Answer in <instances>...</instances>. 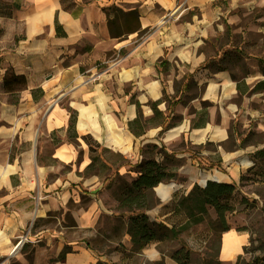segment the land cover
I'll return each mask as SVG.
<instances>
[{
	"label": "crops",
	"instance_id": "crops-1",
	"mask_svg": "<svg viewBox=\"0 0 264 264\" xmlns=\"http://www.w3.org/2000/svg\"><path fill=\"white\" fill-rule=\"evenodd\" d=\"M112 3L136 8L147 33L140 39L137 31L112 38L102 10ZM9 4L12 14L0 19L7 21L8 36H16V42L0 52V81L11 67L26 77L27 88L15 101L0 92V264L12 256L22 264L127 262L134 252L127 215L106 208L101 179L86 174L90 144L138 161L142 147L164 145L184 158L175 171L186 176L187 189L196 182L197 160L216 161L225 176L218 181L226 183H238L261 163L264 14L258 11H264V0ZM138 106L146 119L154 109L162 111L168 127L151 123L135 136L128 122ZM182 141L192 150L178 146ZM155 157L162 159L161 153ZM171 183L170 195L178 187ZM160 184L153 188L157 193ZM82 195L89 200L73 210L72 236L33 228L35 221L47 219L70 199L77 203ZM249 238L246 231H224L220 262L241 257ZM105 242L109 249L97 248ZM64 245L70 250L59 259ZM24 246L30 247V261ZM154 250L146 245L138 255L155 257Z\"/></svg>",
	"mask_w": 264,
	"mask_h": 264
},
{
	"label": "rangeland",
	"instance_id": "rangeland-1",
	"mask_svg": "<svg viewBox=\"0 0 264 264\" xmlns=\"http://www.w3.org/2000/svg\"><path fill=\"white\" fill-rule=\"evenodd\" d=\"M9 2L10 0H0V17L12 14V8L14 7ZM258 13L264 14V11H258ZM8 27L10 26L7 21L2 24L0 19V52L3 48L12 47L16 42V36L13 38L8 36ZM178 146H183L186 150H192V148H188L190 145L183 141ZM92 155L97 157L95 164L85 172L86 174H98L101 179V199L106 208L115 211L117 210L116 195L119 192V187L123 182H130L136 175L134 169L138 160L107 148L103 150L100 147L95 148ZM183 160L184 158H177L171 163L178 166ZM197 161L199 173H197L195 183L200 186L204 185L201 179L205 173L211 172V174H214V170L222 172L216 161ZM246 173L244 172L240 181L236 183L237 189L231 198L234 209L225 215L226 224L230 228L237 231H246L250 236L251 242H248L246 245L247 251H243L241 257L232 262H220L219 239L223 233L221 231L223 224L216 218V213L211 206H207V211L202 214L199 220L194 215L189 216L186 214V202L181 201V197H184L189 192L187 190L191 189L195 183L190 184L189 189H187L188 179L176 172L175 179L162 183L174 182L178 184L177 190L168 199H161L156 190L153 189V201L156 204L147 212L151 219L162 221L168 226L173 225L177 229V236L149 243V247L155 249V257L148 256L144 258L142 255H138V252L141 253V249L130 253L127 262L120 264H179L173 258L178 250L187 251L189 255L187 264H264V181L251 180V172L250 175ZM208 179L212 178L209 177ZM88 200L89 197L86 195H82L77 203L74 199H70L66 206L51 213L47 219L39 221L37 226L46 227L45 229L50 232L57 233L58 237L68 238L72 236V232L76 230L71 227L75 225L73 210H75L78 203L84 205ZM162 202L163 206L158 208ZM122 215L127 214L123 213ZM89 236L92 237V235L86 234V239L90 238V242H94L95 240ZM99 237L97 235V238ZM96 246L103 251L109 249L106 242ZM23 249L30 261V247L24 246ZM7 264L22 263L19 257L12 256Z\"/></svg>",
	"mask_w": 264,
	"mask_h": 264
},
{
	"label": "trees",
	"instance_id": "trees-1",
	"mask_svg": "<svg viewBox=\"0 0 264 264\" xmlns=\"http://www.w3.org/2000/svg\"><path fill=\"white\" fill-rule=\"evenodd\" d=\"M62 5L64 8H68L69 4H65L63 1ZM102 10L106 14L107 25L112 38L120 39L122 34L137 31V39H140L148 31L147 28H140L136 8L125 10L112 3L102 7ZM25 88H27L26 77L16 74L11 67H7L2 76L1 91L9 94L10 101H15L18 93ZM167 109L170 110V103H168ZM151 123H159L163 126V129L168 127L166 116L162 111L154 109L152 117L146 119L141 114L138 106L137 115L128 122V128L135 136H138ZM89 149L94 152L93 144H90ZM142 151L144 154L135 163L134 171L136 175L130 182H123L116 195V209L121 215L123 213L127 214L126 232L130 236L133 251H140L151 242L174 238L178 234L173 225L168 226L162 221L151 219L147 214V210L156 204L153 201V188L161 182L176 178V165L171 163V161L177 160L175 152H169L164 145L159 147L156 144H147L146 147H142ZM156 153H161L162 159H156ZM96 159V156H92L91 162L85 171L93 167ZM250 172L251 180L264 181V157L261 158L259 165L250 167L246 174L250 175ZM242 176L243 174L240 179ZM236 189V183L208 180L203 186L195 183L190 191L184 197H181V201L186 202V214L189 216L194 215L197 220L207 211V206L213 207L216 218L223 224L221 231L224 232L230 228L226 224L225 215L234 209L231 198ZM37 225H39V221L38 224L37 221L34 222L33 228ZM249 241L251 242L250 238ZM69 250V247L64 245L58 258L62 259ZM243 251H247V246H244ZM173 258L179 264H187L189 255L187 251L178 250Z\"/></svg>",
	"mask_w": 264,
	"mask_h": 264
},
{
	"label": "bare ground",
	"instance_id": "bare-ground-1",
	"mask_svg": "<svg viewBox=\"0 0 264 264\" xmlns=\"http://www.w3.org/2000/svg\"><path fill=\"white\" fill-rule=\"evenodd\" d=\"M216 179V180H222L225 176L217 171L214 170V174L211 172H207L202 176L201 182L204 183L208 178ZM160 184V183H159ZM173 190V185L172 183H161L157 187L158 194L163 198V199H168L170 196V192Z\"/></svg>",
	"mask_w": 264,
	"mask_h": 264
},
{
	"label": "water",
	"instance_id": "water-1",
	"mask_svg": "<svg viewBox=\"0 0 264 264\" xmlns=\"http://www.w3.org/2000/svg\"><path fill=\"white\" fill-rule=\"evenodd\" d=\"M208 180L218 181V180H216V179H207V180L204 182V185L206 184V182H207Z\"/></svg>",
	"mask_w": 264,
	"mask_h": 264
}]
</instances>
